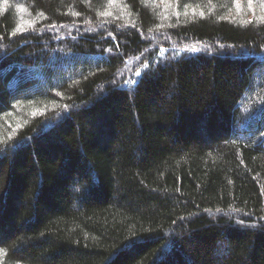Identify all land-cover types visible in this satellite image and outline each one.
<instances>
[{
	"label": "trees",
	"instance_id": "16d2710c",
	"mask_svg": "<svg viewBox=\"0 0 264 264\" xmlns=\"http://www.w3.org/2000/svg\"><path fill=\"white\" fill-rule=\"evenodd\" d=\"M0 264H264V0H0Z\"/></svg>",
	"mask_w": 264,
	"mask_h": 264
},
{
	"label": "snow or ice",
	"instance_id": "6c2138e0",
	"mask_svg": "<svg viewBox=\"0 0 264 264\" xmlns=\"http://www.w3.org/2000/svg\"><path fill=\"white\" fill-rule=\"evenodd\" d=\"M249 3H251V0H249ZM13 34H15V32Z\"/></svg>",
	"mask_w": 264,
	"mask_h": 264
},
{
	"label": "rangeland",
	"instance_id": "374dc122",
	"mask_svg": "<svg viewBox=\"0 0 264 264\" xmlns=\"http://www.w3.org/2000/svg\"><path fill=\"white\" fill-rule=\"evenodd\" d=\"M172 45V44H171ZM174 48V47H173Z\"/></svg>",
	"mask_w": 264,
	"mask_h": 264
}]
</instances>
